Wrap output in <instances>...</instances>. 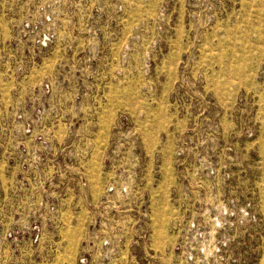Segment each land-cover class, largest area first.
Here are the masks:
<instances>
[{"label": "rangeland", "instance_id": "obj_1", "mask_svg": "<svg viewBox=\"0 0 264 264\" xmlns=\"http://www.w3.org/2000/svg\"><path fill=\"white\" fill-rule=\"evenodd\" d=\"M0 264H264V0H0Z\"/></svg>", "mask_w": 264, "mask_h": 264}]
</instances>
